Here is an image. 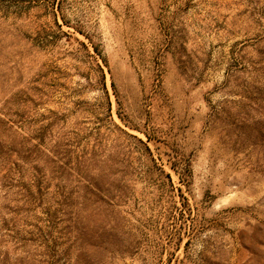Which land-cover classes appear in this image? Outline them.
Listing matches in <instances>:
<instances>
[{"label":"rangeland","instance_id":"1","mask_svg":"<svg viewBox=\"0 0 264 264\" xmlns=\"http://www.w3.org/2000/svg\"><path fill=\"white\" fill-rule=\"evenodd\" d=\"M0 256L264 264V0H0Z\"/></svg>","mask_w":264,"mask_h":264},{"label":"trees","instance_id":"2","mask_svg":"<svg viewBox=\"0 0 264 264\" xmlns=\"http://www.w3.org/2000/svg\"><path fill=\"white\" fill-rule=\"evenodd\" d=\"M2 225H3V227H7V225H6L5 223H3ZM11 230H12V229H10V231H9V228H7L6 231L12 232ZM8 235H10V234L8 233ZM0 259H1V256H0ZM0 262H1V260H0Z\"/></svg>","mask_w":264,"mask_h":264}]
</instances>
